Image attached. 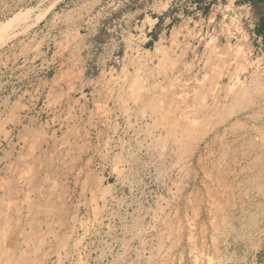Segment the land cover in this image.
<instances>
[{
    "label": "rangeland",
    "instance_id": "obj_1",
    "mask_svg": "<svg viewBox=\"0 0 264 264\" xmlns=\"http://www.w3.org/2000/svg\"><path fill=\"white\" fill-rule=\"evenodd\" d=\"M263 19L0 0V264H264Z\"/></svg>",
    "mask_w": 264,
    "mask_h": 264
},
{
    "label": "trees",
    "instance_id": "obj_2",
    "mask_svg": "<svg viewBox=\"0 0 264 264\" xmlns=\"http://www.w3.org/2000/svg\"><path fill=\"white\" fill-rule=\"evenodd\" d=\"M258 1H264V0H258ZM261 28L264 29V19L262 20ZM261 31H263V30H261Z\"/></svg>",
    "mask_w": 264,
    "mask_h": 264
}]
</instances>
